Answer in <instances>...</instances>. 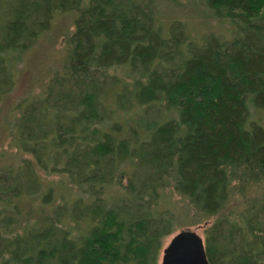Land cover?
<instances>
[{
  "label": "trees",
  "instance_id": "trees-1",
  "mask_svg": "<svg viewBox=\"0 0 264 264\" xmlns=\"http://www.w3.org/2000/svg\"><path fill=\"white\" fill-rule=\"evenodd\" d=\"M201 1L229 36L163 24L157 0H0V105L75 15L63 70L15 108L28 157L0 172V264H158L180 228L169 189L205 221L210 264H264V196L242 223L208 222L264 179V0ZM41 172L68 177L60 202Z\"/></svg>",
  "mask_w": 264,
  "mask_h": 264
},
{
  "label": "rangeland",
  "instance_id": "rangeland-1",
  "mask_svg": "<svg viewBox=\"0 0 264 264\" xmlns=\"http://www.w3.org/2000/svg\"><path fill=\"white\" fill-rule=\"evenodd\" d=\"M157 3L160 20L163 24L179 21L195 37L201 38L208 34L229 36L234 26L230 20L218 16L201 0H157ZM74 18L73 13H63L55 17L50 31L40 38L36 46L27 54L22 65L19 66L15 90L0 105V172L9 167H18L24 158L28 157L27 154L16 147L14 142L13 126L16 125L18 118V115L15 114V108L20 101L28 99V96L39 95L47 81L63 70V60L69 37L73 32ZM41 176L43 180L42 189L46 192L51 190L52 201L58 200L60 202L61 193L68 192L60 187L65 186L72 189L68 177L64 174L41 172ZM238 185V183L233 184L235 189L232 192L228 206L217 217L208 221L209 223L221 217L229 220L234 219L242 223L244 211L258 206L264 196V179L255 184L250 183L247 186ZM166 196L168 197L166 199L167 206L179 218L180 228L174 234L181 230L190 229L197 231L204 238L206 223L202 219L196 218L192 213L189 216L186 214L187 207L192 206L187 199L170 189L167 190ZM4 206V204H0L1 212ZM4 213L12 215L14 211ZM11 229L16 231L18 225L12 226ZM172 236L166 239L158 264H161L163 250Z\"/></svg>",
  "mask_w": 264,
  "mask_h": 264
},
{
  "label": "water",
  "instance_id": "water-1",
  "mask_svg": "<svg viewBox=\"0 0 264 264\" xmlns=\"http://www.w3.org/2000/svg\"><path fill=\"white\" fill-rule=\"evenodd\" d=\"M161 264H210L204 238L190 229L177 232L164 248Z\"/></svg>",
  "mask_w": 264,
  "mask_h": 264
}]
</instances>
